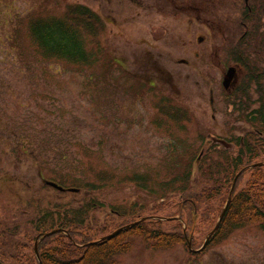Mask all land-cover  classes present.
I'll return each instance as SVG.
<instances>
[{"label": "rangeland", "instance_id": "obj_1", "mask_svg": "<svg viewBox=\"0 0 264 264\" xmlns=\"http://www.w3.org/2000/svg\"><path fill=\"white\" fill-rule=\"evenodd\" d=\"M76 4L88 5L98 16L102 11L106 18L96 22L85 38L88 61L45 55L31 23L66 19ZM242 4L243 0H218L217 30L229 40L240 29L237 10ZM177 9H165L161 0H0V220L6 217L13 225L12 235L0 233V250L18 256L22 249L17 245L31 240L27 252L37 241L39 250L43 236L27 240L32 232L38 233L30 220L42 207L52 211L93 206L81 232L91 227L97 240L126 230L138 216L175 211L181 216L178 206L185 195L180 179L186 178L190 167L191 180L202 184L210 177V171L198 170L201 162L196 159L213 134L226 135L224 62L214 70L210 58L203 63L197 58L201 47L197 36H205L208 44L212 34H195L197 23L186 18L194 12ZM205 9L208 16L209 4ZM183 58L190 66L180 63ZM209 66L216 73L214 87L205 79ZM212 88L217 111L209 101ZM223 148L207 153L202 161H225L219 154ZM138 175L146 184L135 181ZM252 175L251 169L242 176L238 191L248 187ZM46 180L64 184L65 190L46 185ZM170 180H178L179 186L163 193L162 184ZM226 181L223 199L212 200L217 213L200 212L192 227L183 220L188 216L185 210L183 218L175 216L179 224L163 220L159 228L174 233L183 228L192 248L200 249L227 201L232 176ZM210 242L203 251L192 252L187 241L167 248L133 237L126 242L128 250L114 256L113 264H264V230L256 225ZM25 259L21 256L22 264H43L41 257Z\"/></svg>", "mask_w": 264, "mask_h": 264}, {"label": "trees", "instance_id": "obj_2", "mask_svg": "<svg viewBox=\"0 0 264 264\" xmlns=\"http://www.w3.org/2000/svg\"><path fill=\"white\" fill-rule=\"evenodd\" d=\"M67 15L69 16L66 19L35 20L31 23V32L45 55L56 56L76 63L87 62L89 58L87 50L84 47L85 38L88 32L93 31L96 22H101V18L86 4L72 5ZM198 170L200 172L204 170V173L210 171V177L205 180V183L199 184L197 180L190 179L192 175L191 167L188 173L185 174L186 178L180 179V190H182L185 197L182 204L178 207L180 208V212H182V218L185 210L188 211L186 220L184 218L183 220L189 226L191 224L192 227L196 226L200 212L202 215H205L203 212L207 215L212 214V212L213 214L218 212L217 203L215 204L214 202L216 200H219L218 203L220 202L221 199L219 198H222L220 194L227 188L226 180L231 176L232 171L227 159L225 161H214V159H210L208 162L202 161L198 165ZM259 174L261 175L262 173L260 172ZM143 179L139 175L135 176V181H143ZM57 183L65 187L64 184ZM143 183L146 184L144 181ZM177 185L179 186L178 180H170L162 184L161 191L166 193L169 190H173L172 188ZM88 186L90 188L94 187L92 184H88ZM212 191H215V194L219 196L214 197L215 194ZM214 199L215 201L212 202ZM91 208L93 209V206ZM91 208L86 206L84 209L73 207L66 210L56 209L52 211L45 207L40 208L41 212L39 211L30 220L32 224H35L38 235H33L32 232L27 241L35 236L42 237L46 232L56 229L67 230L69 232V235H67L60 231L43 238L39 247L43 264H113L114 256L117 253L126 252L128 250V244L126 242L129 238L133 237H143L147 241H151L154 247L167 248L187 241L183 228L179 230V233L163 231L159 226L165 223V221L150 219L148 217L157 215L168 218L175 217L179 212L175 211L171 215H159L157 213L147 215V219L141 220L140 223L130 226L126 230L115 234L113 237L91 244V242L98 239L92 236L94 234L91 233V227L87 229V232H81V229L87 226L86 222L89 218ZM178 216L181 217L179 213ZM141 218L143 217L138 216L132 222H137ZM2 220V222L0 220V229L3 231L0 233L3 235H12V220L6 217H2ZM167 221H177L176 223H180L177 219ZM248 225H256L264 230V182L251 181L248 187H244L239 193H235L234 191L229 208L210 244L223 240L235 230ZM148 226H152V230ZM97 231L100 232L102 229L97 228ZM77 235L82 238L79 239ZM31 241L27 242L28 245H17L18 248L22 249L18 256L16 253H9L8 250L7 252L0 250V261L5 264H8L7 262L9 264H22V261H20L21 256L26 258L27 261H31V258L32 260L33 258L37 259L34 250V252L32 250L27 252L31 248ZM10 259L12 260L9 261Z\"/></svg>", "mask_w": 264, "mask_h": 264}, {"label": "flooded vegetation", "instance_id": "obj_3", "mask_svg": "<svg viewBox=\"0 0 264 264\" xmlns=\"http://www.w3.org/2000/svg\"><path fill=\"white\" fill-rule=\"evenodd\" d=\"M161 1L165 9L170 6L174 9L178 8L179 12L183 9L194 12L186 18L189 23H197L193 27L197 28L193 31L195 34L197 31L212 34L208 44L204 43L205 36H197L201 47L196 50L195 54L198 59L202 60V63L210 58V65L216 70L218 64L224 62L221 67L222 85L225 90L223 97L228 100L229 105L225 124L223 121L226 135L213 134L208 146L200 148L196 162H202L207 153L215 154L219 146H224L225 152L220 150L219 154L226 157L229 162L232 181L239 174L237 184L242 176L252 169L251 181L264 182V0H243L244 4L237 10V23L240 29L231 40L226 34L219 33L220 31L217 30L218 0H206L205 5L209 4L208 10L210 11L208 16L205 5H202L200 1ZM176 16L179 18L178 14ZM99 17L103 21L106 20L102 11L99 12ZM205 29L208 31L206 32ZM224 48H226L225 56L223 55ZM180 63L190 66V61L186 58L181 59ZM212 70L213 68L209 66L208 74H210L208 77L206 75L205 79L208 80L210 86L214 87L216 73ZM186 76L190 78L191 74L187 73ZM194 83L199 84L200 80L195 77ZM210 93L212 94L209 99L210 104H212L213 111H217L215 108L217 93L214 94V88L210 89ZM183 106L185 111H189L185 105ZM212 119L214 123L218 121L216 114H212ZM219 140L226 141V146ZM260 172L263 175L257 174ZM235 193H239L237 187H235Z\"/></svg>", "mask_w": 264, "mask_h": 264}, {"label": "water", "instance_id": "obj_4", "mask_svg": "<svg viewBox=\"0 0 264 264\" xmlns=\"http://www.w3.org/2000/svg\"><path fill=\"white\" fill-rule=\"evenodd\" d=\"M219 141H221L222 143H224L225 146H226V141H223V140H219ZM238 176H239V174L237 175V177H235V179H234V181H233V184H232V186H231L230 193H229V195H228L227 201H226V203H225V205H224V207H223V210H222V212H221V214H220V216H219V218H218V220H217L216 225L214 226L213 230H212V231L208 234V236L206 237V239H205L204 244L202 245V247H201L200 249H193V248H192V239H191V238H188V237L186 236V238L188 239V240H187V244H188V248H189L190 251H192V252H200V251H203V250L208 246V244H209L210 240L212 239V237H213V236L215 235V233L218 231V229H219V227H220V224H221V222H222V219H223V217L225 216V214H226V212H227V210H228V208H229V205H230V203H231V201H232V195H233V192H234L235 187H236V182H237ZM45 183H46L47 185H50V186H52V187L58 189V190H61V191L65 190L64 187H62L61 185H59L58 183H56V182H54V181H46ZM69 190H70V191H78V189H74V188H71V189H69ZM158 218L161 219V220H173V219H179L178 217H169V218H168V217H162V216H159ZM145 219H146V218H142V220H145ZM138 222H140V221H137V222L134 223V224H137ZM134 224H131V226H133ZM60 230H61V229H60ZM60 230L57 229V230H53V231H51V232L45 233V234L43 235L42 238L48 237V236H50V235H52V234H55L56 232H58V231H60ZM118 232H119V230L113 232V233L110 234V235L104 236V237H102V238L99 239V240H95V241L91 242V244H95V243H98V242H100V241H104V240H106V239H109V238L113 237L115 234H117ZM66 233H68V232H66ZM38 244H39V241H37L36 244H35V253H36L37 257L40 258V257H39ZM0 264H4V263H2V262L0 261Z\"/></svg>", "mask_w": 264, "mask_h": 264}]
</instances>
